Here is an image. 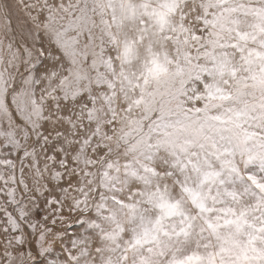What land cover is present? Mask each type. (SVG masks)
<instances>
[{"label":"rangeland","instance_id":"1","mask_svg":"<svg viewBox=\"0 0 264 264\" xmlns=\"http://www.w3.org/2000/svg\"><path fill=\"white\" fill-rule=\"evenodd\" d=\"M0 264H264V0H0Z\"/></svg>","mask_w":264,"mask_h":264}]
</instances>
